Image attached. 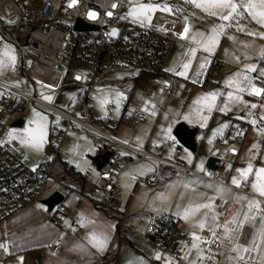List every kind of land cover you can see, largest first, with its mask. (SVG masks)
Wrapping results in <instances>:
<instances>
[{
    "label": "crops",
    "instance_id": "1",
    "mask_svg": "<svg viewBox=\"0 0 264 264\" xmlns=\"http://www.w3.org/2000/svg\"><path fill=\"white\" fill-rule=\"evenodd\" d=\"M242 2L243 0H237V3ZM165 5L169 6L171 11H163L164 4H161V9L156 10L151 21L155 26L170 30L176 37L162 64L164 71L180 80L176 89L166 92L169 101L191 93L196 84H200L198 82L202 77L206 81V70L212 57L218 58L220 65L214 70L215 81L210 84L216 86L218 91L221 90L219 102L222 107L225 106L228 91L235 93V88H230L225 83L234 77V74H246L252 80L264 77L261 73V69H264V37L259 35L264 32V25L256 23L246 12L240 16L233 15L228 21H222L220 14H227V10L212 9L218 14L211 15L203 8L196 7L191 0H168ZM186 23L189 33L182 38L179 33L184 30ZM220 24L226 27L219 35L212 52L206 51L191 39L193 33L207 35L214 25ZM199 39L197 36V40ZM191 48H196L194 54L189 51ZM189 61L186 75H177L182 70V64ZM32 62L34 61L30 60V63ZM249 64L255 65V68L248 70L244 67ZM27 68L26 65L29 92L44 100L36 93V86H40L38 83L44 80L36 71L29 76ZM146 74L137 72L132 79L138 80ZM182 78L185 79L181 81ZM60 79L61 75L59 84ZM246 83V80L242 81V84ZM131 94L125 95L126 100L130 99ZM236 94L246 103L229 102L228 110L224 112L214 109L211 111V119L204 127H200L201 121L197 115L188 114L189 119L186 120V114L179 112L165 118L161 129L153 134V131L149 130L150 120L144 119L145 111L133 102L143 115L139 120L125 123L120 120V114V124L127 127L122 136H118L117 127L115 133L111 134L95 126L119 141H130L137 148H150L161 157L182 162L193 171L184 172L154 159L135 161L136 156L133 153L120 147H113L110 151L96 148L95 154L99 150L98 154L118 152L130 156L134 161L124 168L119 176V191L116 196L118 208L103 209L89 198L88 191L95 185L97 177L91 187L86 183L85 193L76 190L65 191L64 188L57 190L63 198L61 203L50 211L41 200L51 193H44L38 201L21 206L0 221V244L5 246L0 247V253L4 252L0 264H129V261L137 258H142L144 264H165V259H168L170 264H236L240 258L252 260L254 264H264V239L259 237V230L264 227V198L259 197L251 187L252 180L255 179L254 173H250L248 180L242 181L239 186L232 184L233 176L239 178L236 170L246 167L249 161L254 168L264 167V143H260L264 138V133L260 132V129H264V120L261 119L264 117V93L260 96H251L248 91ZM252 104L257 107L252 108ZM252 120H256L255 125ZM179 121H184L196 130L193 151H181L176 145L169 143L171 139L167 137L166 131L170 128L173 136L172 129ZM225 124L226 127L213 135L214 129H220L221 125ZM210 137L213 145L209 142ZM217 138L221 139L218 146L215 145ZM73 139L76 138L68 135L65 145ZM162 142L167 144L159 151L158 146ZM255 143L259 146L258 151L252 147ZM221 146L224 149L221 155L223 159H220L217 166L223 168L219 175L225 170L229 171L225 183L206 177L211 175L206 172V159L209 156L221 157L214 154ZM230 148L234 149L235 153L229 152ZM182 158L187 161L190 159V164ZM197 164H202V169H198ZM151 173H155L157 177V182L153 185L136 180L135 176L145 177ZM254 198L261 200L260 210L249 212L248 200ZM195 204H210L211 207L201 208L185 220L182 215L184 208ZM246 212L249 213L247 219L244 215ZM163 216L172 219L181 233L192 238L191 234L195 232L200 238L197 241L199 251L191 248L193 238L187 248L174 255L148 239L145 228L149 218ZM201 219L205 220L203 229L198 224ZM233 219L236 221L234 224ZM56 220L60 222L59 225L55 223ZM225 221L229 222L228 227L231 229L228 236L224 235ZM240 221H244L243 225ZM217 224L221 227L217 228ZM93 234L102 239L107 237L103 248L95 246ZM254 244L256 247H253ZM54 245L58 246L55 252L52 251ZM233 245L240 246V250L237 251ZM244 247L251 250L244 251ZM157 252L161 254L160 259L156 258Z\"/></svg>",
    "mask_w": 264,
    "mask_h": 264
},
{
    "label": "built area",
    "instance_id": "2",
    "mask_svg": "<svg viewBox=\"0 0 264 264\" xmlns=\"http://www.w3.org/2000/svg\"><path fill=\"white\" fill-rule=\"evenodd\" d=\"M113 3L117 4L112 8ZM122 2L119 0H0V36L15 47V75L20 86L15 87L0 81L4 95L0 97V115L6 113L8 121H14L25 112L31 103L42 105L58 111L64 128L55 134V142L49 149L51 158L43 159L37 167L30 168L18 158L19 144L14 139H0V221L25 204L42 198L44 188L48 184H56L52 175L54 162L59 157V144L63 135L79 126L88 131L91 142L96 148L110 151L120 147L133 153L135 161L154 159L184 172H192L189 167L177 160L161 157L150 148H137L130 141H119L92 125V116L88 106V98L105 87H98L102 78L108 74L122 72L150 73L160 81L166 92L176 89L179 78L162 69L175 40V34L154 25L139 23L122 13ZM98 13L96 19H89L87 12ZM111 11L112 16L105 13ZM77 19L97 26L96 30L76 31ZM116 28L115 36L109 35ZM90 57L89 61H85ZM33 60L39 64L54 68L61 73L60 85L69 86L82 83L81 91L74 104L80 116L63 111L52 103L45 102L32 95L28 90L26 74L27 62ZM84 60V61H83ZM86 64L84 70L73 66V63ZM220 65L216 57H212L206 70V77L212 76ZM80 76V79L76 77ZM257 87L264 88V77L252 80ZM132 84L118 89L129 96L133 91ZM251 96H256L250 94ZM9 96H13L9 100ZM143 112L135 107L127 98L120 120L130 123L141 119ZM0 129V135H1ZM180 150L182 147L175 139L170 140ZM264 143V138L260 141ZM166 142L158 146L162 151ZM221 139L215 140V145ZM229 152L235 153L232 148ZM134 161L123 153H111L108 160L98 169L95 185L88 191V196L99 206L106 209H117L116 196L119 191V176L122 170ZM228 170L223 174L206 176L213 181L225 183ZM203 175V174H201ZM136 180L153 185L157 182L155 173L147 176H135ZM60 224L58 220L55 221ZM145 235L157 246L164 247L170 254H177L187 248L192 238L181 233L175 222L168 216L150 217L145 228ZM58 249L54 245L52 251ZM4 252L1 251L2 259ZM236 264H254L252 260L240 258Z\"/></svg>",
    "mask_w": 264,
    "mask_h": 264
},
{
    "label": "rangeland",
    "instance_id": "3",
    "mask_svg": "<svg viewBox=\"0 0 264 264\" xmlns=\"http://www.w3.org/2000/svg\"><path fill=\"white\" fill-rule=\"evenodd\" d=\"M119 1H121L123 5L121 9L122 13L128 16L127 13L129 11V8L131 7L129 0H119ZM132 2L165 5L168 2V0H132ZM155 12L156 10L149 13L151 19L154 17ZM128 17L134 20L133 17L131 16ZM135 21L141 23L139 20H135ZM142 24L154 25V26L156 25L151 20L150 22L144 21ZM5 45L11 46V51L15 56L14 45L9 41L4 40L0 36V52L4 50ZM89 60L90 57H88L85 61H89ZM34 62L30 63L29 61L27 64L28 75L30 76L33 71L34 72L36 71L38 72L39 76L44 80V82H40V84L38 83V85L40 86L38 87L36 86L37 95L41 96L42 99H44L43 98L44 96H51L52 97L51 100L44 99L43 101L52 103L55 107L63 111H67L77 116H80L79 109L75 107L74 100L75 98L78 97L80 93V90L82 88V83L77 82L69 86H63V85L61 86L58 83L61 75V73L58 70ZM73 66L79 68L80 70H84L86 64H81L78 61L77 62L74 61ZM137 72L138 71L135 70L129 73L122 72L116 74H108L107 76L102 78L101 84L97 86V88L105 87L106 89L100 90L98 93L92 94L88 98L89 110L91 116L94 119V121H92L93 126L101 127L103 128L104 131L109 132L111 134L115 133V129L117 127L116 130L119 131L118 134L119 137L125 134L127 127L124 126L123 124H120L118 118L121 114L122 106L126 100V96L123 94V97L120 98L119 100V107L117 108L116 93L120 92L118 91V89L125 87L128 84H132L134 87L130 99H132V102L136 106L143 108V110L145 111L144 119L150 120L149 123L151 126H149L150 128L149 130L153 131V134H155L156 130L161 129L164 119L169 117L170 115H173V113L182 112L183 114L186 115L189 114L191 116L194 115L196 116L195 110L197 109L198 106L195 105L193 102L198 97H201L205 93H210V92H217L220 95L221 90L218 91L217 90L218 88L216 86L210 84L213 81H215L214 72L212 76L206 79V81H204L202 77L201 80L198 82L200 84H196L197 86L192 89L191 93L177 96L176 98L170 101L168 100L169 98H167L166 95L167 93L166 91L163 90L160 81L154 75L147 73L146 75L139 77L138 80L137 79L133 80L132 76L136 75ZM184 79L185 78H182L181 81H183ZM0 80L5 81V83H8L15 87L20 86L15 75V63L14 65L10 62L6 63L5 67L0 69ZM114 80H117L118 82H115ZM48 85H51V87H47ZM3 95H4V91L2 88H0V97ZM219 95L217 96L215 105L213 106L211 111H213L214 109L219 110L222 107V104H220L219 102ZM12 97L13 96H9V100L12 99ZM102 100H106L107 103L102 104L101 103ZM34 109L37 113L42 114L46 118L47 135L43 145V149L42 151L39 152L33 150L30 147H26L22 145L18 139L9 138L6 135L10 129L21 130L25 127L34 126L29 123V121L33 118L39 119L38 117H34L33 115ZM153 113L155 114L153 115ZM202 115L208 117L206 121L200 120L201 123H204V125H206L212 117V112H209L205 108L202 112ZM216 117L217 115H215V118ZM20 118L23 119V124L21 127H16L11 125L12 121L7 120L8 115L6 113L0 115V129L2 130L0 139L16 140L20 145L18 149V158L23 163L27 164L30 168H34L37 167L43 159L51 158V151L49 149V146L51 143L55 142L54 136L57 133V131L64 128L61 115L58 111L48 109L36 103H31L29 107L25 110V112L20 116ZM120 125L123 127L121 128ZM69 133H74V134L79 133V134L73 135ZM68 135H72V137H75L76 139H73L71 143L65 145V138ZM210 143L211 145H213L212 140ZM255 150L256 151L259 150L258 145ZM95 151H96V147L92 144L91 137L88 134V131L79 126H76L73 128V130L66 132L63 135V138L59 144L60 158H62L68 164H71L74 168L84 173L88 187H91L92 184H94L98 174L96 165L92 160V157L95 155ZM181 151H186V149L181 148ZM222 153H224V149L222 146L214 151V154H218L219 156H221ZM221 157L219 158L223 159V156ZM183 159L184 158H182V160ZM151 161L155 162L156 160L155 161L151 160ZM184 161L187 160L184 159ZM187 164H190V162L187 161ZM222 169H223L222 167H219L215 171L206 170V172L210 173L211 175L214 174L219 175V172H221ZM63 188L64 187L59 183L52 185L48 184L44 188L45 189L44 193H52L57 190H62Z\"/></svg>",
    "mask_w": 264,
    "mask_h": 264
},
{
    "label": "snow or ice",
    "instance_id": "4",
    "mask_svg": "<svg viewBox=\"0 0 264 264\" xmlns=\"http://www.w3.org/2000/svg\"><path fill=\"white\" fill-rule=\"evenodd\" d=\"M78 2V0H71V3L74 5ZM191 2L198 8H203L205 11L210 12L211 15H217L218 13L216 11H212V9H223L227 10V14H220V19L222 21H228L230 18L233 17V15L240 16L243 15L245 12L248 14V16L251 17L252 20L256 21V23L260 25H264V0H243L242 3H237V0H191ZM129 3L131 4V7L129 8V11L127 13L128 16H131L134 18V20H139L141 23L144 21L151 20V16L149 13L161 9L160 4H151V3H133L132 0H129ZM111 7L114 9L117 7L116 3H113ZM240 9H243V11H240ZM163 11H171L169 6L164 5L162 7ZM107 16H112L113 13L111 11H108L105 13ZM98 13L94 10H89L87 12V16L89 19H96ZM226 25L220 24V25H214L211 29V32L205 35L204 33H193L191 36V39L199 46L203 47L206 51L212 52L214 46L218 42L219 35L224 31V28ZM239 27V25H237ZM117 29L113 28L111 30V33L109 35L115 36L117 34ZM189 33V26L187 23L185 24L184 30L179 33V35L184 38L186 34ZM249 35H255V33H249ZM259 35L261 37H264V32H260ZM197 36L200 37L199 40H197ZM191 53H195L196 48H191L189 50ZM264 54V52H262ZM6 58V59H5ZM12 63L14 65L15 63V56L11 51L10 45H5L4 50L0 52V69L5 67L6 63ZM190 66V61L185 62L182 64V70L177 73V75H186L187 69ZM204 65L202 64L201 67ZM248 70H252L255 68V65H245L244 66ZM169 71H173V69H168ZM261 73L264 74V69H261ZM239 77V79L237 78ZM77 79H80V76L76 77ZM246 80V84H242V81ZM226 84L229 85L230 88H235V93L233 91H228L227 98L224 101V107L220 108L221 112L228 110V104L229 102H244L242 101V98L236 94L248 91L250 94H254L256 96H260L262 93H264V88L257 87L254 83H252V78L248 77L246 74L242 75L241 73L234 74V77L229 78L225 81ZM47 87H51V85H48ZM219 95L217 92H210L205 93L203 96L198 97L193 103L197 105L196 115L199 117L201 121H206L207 116L202 115L203 110L206 108L209 112H211L213 106L215 105L216 98ZM117 108L119 107V100L123 97V93L117 92ZM45 100H51V96H44ZM101 103H107L106 100H102ZM246 103V102H244ZM252 108L257 107L256 104L251 105ZM155 113H153L154 115ZM34 117H38L39 119H31L29 123L31 125H34L32 127H25L21 130L16 129H10L8 133L6 134L9 138H15L20 141V143L26 147H30L35 151H42L43 145L46 139V118L33 110ZM184 119L188 120L189 116L185 115ZM262 120H264V117H261ZM191 122V121H190ZM253 125L256 124V120L251 121ZM227 125H221L220 129H214L213 135H216L217 132H219L223 127H226ZM200 127H204V123H200ZM261 133H264V129H260ZM166 135L169 139L173 140L175 143V138L171 136V129L169 128L166 131ZM212 137L209 138V142H211ZM127 143V141H125ZM253 148H256L257 145L253 144ZM233 151H235L233 149ZM191 154L189 153V157ZM71 162V161H70ZM189 162L191 160L189 159ZM202 164H197L198 169H202ZM151 169H149L150 171ZM239 174V178L237 176L232 177V184L239 186L242 181H247L249 178L250 173H254L255 179L252 180L251 187L255 193L258 194L259 197L264 198V167H258L254 168L251 161H249L248 165L243 168H239L236 170ZM143 174V173H141ZM127 175V173H126ZM187 186V185H185ZM219 190V189H218ZM162 195V194H161ZM261 200L259 199H251L248 200V209L249 212L252 210H260ZM211 207L210 204H195V205H189L184 208L183 210V218L187 220L190 215H194L196 212H198L201 208H209ZM177 215H181V213H177ZM207 215V214H205ZM245 219L248 218L249 213H245ZM215 219V217H213ZM228 221L224 222V235L228 236L231 229L228 227ZM232 223H236L235 219L232 220ZM244 221H240V224L243 225ZM199 227L203 229L205 227V220L201 219L198 222ZM217 228L221 227V225L217 224ZM193 242L191 244V248L197 249L199 251L197 246V241L200 239L195 232L192 234ZM213 236H215V232L213 231ZM259 237L261 239H264V227H262L259 230ZM107 237H104L103 239L96 236L95 234L92 235V240L95 243V246L98 248H103L105 246ZM255 239V237H254ZM0 247H5L3 244H0ZM234 248L237 249V251L240 250V246L233 245ZM253 247H256L254 244ZM5 250H7L5 248ZM244 251H249L248 247L243 248ZM156 258L160 259L161 254L159 252L156 253ZM129 264H144L142 258H137V260L129 261ZM165 264H170L168 259H165ZM194 264V262H193Z\"/></svg>",
    "mask_w": 264,
    "mask_h": 264
},
{
    "label": "water",
    "instance_id": "5",
    "mask_svg": "<svg viewBox=\"0 0 264 264\" xmlns=\"http://www.w3.org/2000/svg\"><path fill=\"white\" fill-rule=\"evenodd\" d=\"M74 29L76 31H90V30H96L97 26L88 24L83 22L81 19H77L74 24ZM23 124V119L18 118L11 122L12 126L21 127ZM172 135L177 140L179 145H181L182 148H185L187 150L193 151L195 147V136H196V130L194 128L189 127L184 121L177 122L173 129H172ZM111 153L106 152L103 154H95L92 157V160L94 161L96 168L99 169L103 163H105L108 158L110 157ZM220 162L219 157L215 156H209L206 159L205 167L208 170H216L218 168L217 163ZM63 198V195L59 191L52 192L49 196L41 200V203L46 206L47 210H52L55 206L61 203Z\"/></svg>",
    "mask_w": 264,
    "mask_h": 264
},
{
    "label": "trees",
    "instance_id": "6",
    "mask_svg": "<svg viewBox=\"0 0 264 264\" xmlns=\"http://www.w3.org/2000/svg\"><path fill=\"white\" fill-rule=\"evenodd\" d=\"M206 79L208 78L206 77ZM92 121H94L93 118ZM98 153H100V150ZM51 173L54 176L56 183L61 184L65 191L76 190L79 193H85L86 178L84 173L74 168L71 164H68L65 160L57 157Z\"/></svg>",
    "mask_w": 264,
    "mask_h": 264
}]
</instances>
